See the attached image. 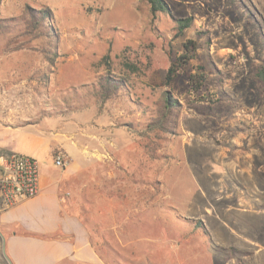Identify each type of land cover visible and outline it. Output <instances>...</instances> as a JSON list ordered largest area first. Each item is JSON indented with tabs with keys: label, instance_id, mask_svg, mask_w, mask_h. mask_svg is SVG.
I'll list each match as a JSON object with an SVG mask.
<instances>
[{
	"label": "rangeland",
	"instance_id": "1",
	"mask_svg": "<svg viewBox=\"0 0 264 264\" xmlns=\"http://www.w3.org/2000/svg\"><path fill=\"white\" fill-rule=\"evenodd\" d=\"M164 1L170 14L153 17L141 0H1L0 19L49 8L60 42L51 66L35 49L44 40L12 50L0 35V129L50 115L86 146L98 189L124 195L114 220L128 228L99 240L108 262L264 264V99L252 78L264 58V0ZM179 19L190 21L181 34ZM186 40L198 46L195 58L166 86ZM190 72L206 77L195 95ZM107 73L126 89L102 102L91 84ZM164 91L181 110L152 159L137 134ZM34 156L53 168L42 150Z\"/></svg>",
	"mask_w": 264,
	"mask_h": 264
},
{
	"label": "crops",
	"instance_id": "2",
	"mask_svg": "<svg viewBox=\"0 0 264 264\" xmlns=\"http://www.w3.org/2000/svg\"><path fill=\"white\" fill-rule=\"evenodd\" d=\"M50 118L0 129V150L38 163L37 194L0 209V264H112L102 256L100 241L103 231L128 228L126 219L114 220L125 211L119 202L124 195L119 199L98 189L96 174L89 171L92 154ZM57 149L69 159L64 169L40 164L34 156L42 150L53 162Z\"/></svg>",
	"mask_w": 264,
	"mask_h": 264
},
{
	"label": "trees",
	"instance_id": "3",
	"mask_svg": "<svg viewBox=\"0 0 264 264\" xmlns=\"http://www.w3.org/2000/svg\"><path fill=\"white\" fill-rule=\"evenodd\" d=\"M149 5L151 15L154 17L157 13L170 14V9L164 0H141ZM1 3V0H0ZM190 26L189 19L177 20L175 31L181 34L185 28ZM0 35L8 37L7 45H13L12 50L23 48L26 44L34 40H44L42 45H38L35 49L43 56L44 60L52 66L59 57V32L55 25L53 12L49 8H33L25 6L24 14L19 17H11L0 19ZM25 39V40H24ZM12 48V47H11ZM198 46L192 40H186L182 44L181 52L171 59L166 70L163 84L171 85L178 74L184 73V69L195 58ZM106 58V56H105ZM127 66V65H126ZM130 66L128 65V68ZM203 71V67H198ZM188 91L195 95L205 83V75L200 73H187ZM252 78L259 91L260 96L264 99V58L260 65L254 66ZM94 93L102 102L107 101L126 89V80L124 77L117 76L113 73H107L100 76L96 83L91 84ZM181 110V104L178 99L174 98L167 92H162L161 99L157 105L155 115L149 117L143 127L137 134L139 140L144 141V148L147 150L150 158L156 159L157 152L154 143L156 140L162 139V135L176 134L177 120ZM161 147V146H160ZM159 147V148H160ZM172 212L176 210L172 207L168 208ZM185 222L192 221L183 219ZM199 235H207L208 231L201 220L195 222ZM201 228V229H199ZM232 253H239V250L231 247Z\"/></svg>",
	"mask_w": 264,
	"mask_h": 264
},
{
	"label": "built area",
	"instance_id": "4",
	"mask_svg": "<svg viewBox=\"0 0 264 264\" xmlns=\"http://www.w3.org/2000/svg\"><path fill=\"white\" fill-rule=\"evenodd\" d=\"M56 167L64 169L69 163L59 149L52 153ZM38 163L29 156L0 153V209L34 197L37 194Z\"/></svg>",
	"mask_w": 264,
	"mask_h": 264
}]
</instances>
